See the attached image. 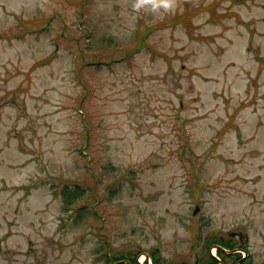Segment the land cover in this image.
<instances>
[{"label": "rangeland", "instance_id": "374dc122", "mask_svg": "<svg viewBox=\"0 0 264 264\" xmlns=\"http://www.w3.org/2000/svg\"><path fill=\"white\" fill-rule=\"evenodd\" d=\"M137 5L0 0V264L264 259V0Z\"/></svg>", "mask_w": 264, "mask_h": 264}, {"label": "trees", "instance_id": "16d2710c", "mask_svg": "<svg viewBox=\"0 0 264 264\" xmlns=\"http://www.w3.org/2000/svg\"><path fill=\"white\" fill-rule=\"evenodd\" d=\"M61 194L64 197L63 201L66 205L69 204L70 201H73V203H72V205H73L74 201L81 196L82 190L80 188L76 187L75 190L70 191L67 188V185H65V186H63ZM213 243L219 244V245L226 247V248H229L231 250L236 248V247L246 249V246L244 244L237 243L232 238L225 239L224 237H221L218 235H210L204 239V245H205L204 254H203L202 259L198 260L197 264H216L217 263V260L209 254L208 249H207V247L212 245ZM218 253L221 257V260L224 262V264H234L238 260H242L241 264H251V261H248L247 258L241 259L240 255L236 252L228 254V253H225L223 250L218 249ZM160 255L161 254H160V251L158 250V248H153L150 250V256L153 260V264H168V262H166L163 258H161ZM104 257L106 258V261L110 264H112L113 260H129L130 264H139V262H137L135 254L125 255L122 253H117V254H114L113 256L105 254ZM110 257H113V258L111 259ZM119 264H127V263L120 262ZM260 264H264V261L261 262Z\"/></svg>", "mask_w": 264, "mask_h": 264}, {"label": "clouds", "instance_id": "9594fccd", "mask_svg": "<svg viewBox=\"0 0 264 264\" xmlns=\"http://www.w3.org/2000/svg\"><path fill=\"white\" fill-rule=\"evenodd\" d=\"M146 2H154V0H138V5L139 6L140 4H143V3H146ZM175 0H164V4L165 6H169L170 4L174 3Z\"/></svg>", "mask_w": 264, "mask_h": 264}]
</instances>
